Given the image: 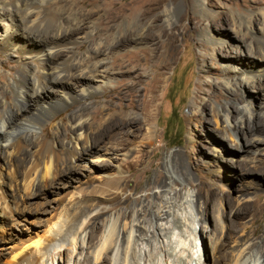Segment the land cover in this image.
<instances>
[{"label": "rangeland", "instance_id": "rangeland-1", "mask_svg": "<svg viewBox=\"0 0 264 264\" xmlns=\"http://www.w3.org/2000/svg\"><path fill=\"white\" fill-rule=\"evenodd\" d=\"M70 1L56 0L51 10L62 13L66 7L68 9ZM85 2L80 4L77 10L82 11L83 15L91 14L92 17L86 22L93 24L89 27L90 25L88 26L84 21L82 26L89 27V31L93 30L96 35L99 33L98 24L101 15L93 12L102 10L103 2L94 5L89 0ZM166 6L169 8H165ZM263 13L264 0H164L155 14L157 22L153 25L149 23L147 29L153 33L155 44L162 43L160 34L174 31L178 39V50L172 66L162 77L159 98L153 108V118L149 126H146L144 131L122 122L108 127L104 133H101V136L105 137L103 139L105 142L101 145L103 149L101 153L107 152L108 155L103 154L100 158H96L98 154L89 153L85 155V158L75 160L73 174L56 178L52 185L46 186V189L40 188V194L37 192L35 198L29 199L28 195L15 190L8 178L10 173L7 175L8 170L4 171L6 167L3 166V169H0L3 171L1 172L2 180L4 179L3 182L6 184V187L3 184V191L7 196L9 195L10 199L15 193L14 196H17L18 202L23 200L20 202L21 205L19 204L18 213L10 212V215L8 212L5 221L0 216V264H7L12 256L23 249L26 250H23L26 254L32 252L38 241L47 238L51 230H61L64 224L66 226L70 223L74 211L84 207L89 208L88 211L93 210L92 216L100 213V216L96 217L99 231L93 242L91 243L88 238L92 228L88 226L83 235L85 248L82 258L91 261L92 264L89 248L97 245L103 234L108 235L112 229L116 234L121 233L123 228L127 229L129 234L132 229L128 239L131 247H135V244L138 248L147 250L155 247L156 252L159 253L161 244L158 235L154 236L150 232L152 234L148 242L142 240L136 242L135 225L142 222L147 229L151 228V231L157 234V220L154 213L166 207L178 214L187 213L186 216H189L188 214L196 216L197 232L201 237L199 244L201 243L200 247L205 245L209 256L207 261L203 257L205 264H216V262L229 264L239 244L247 241L260 243L264 239V174L258 171L259 168L250 165V168L255 169L252 173L236 177L241 173L242 165H249L253 154L236 149L231 140L223 135L221 127L215 121V111L219 109L223 112L227 107L231 108L229 115L237 131L236 143H244L254 137V133L251 132L253 122L264 123ZM245 17L251 18L252 25L249 29L243 26V34L236 36L233 20L237 18L241 20ZM2 28L1 25L0 29ZM14 29L15 34L18 33V28L11 27V31L14 32ZM131 29L128 28V32ZM226 31L235 39V42L228 41L223 44L226 48L231 45L230 54L222 51V46L215 50L209 40L205 41V36L201 37L202 33L207 37L216 38ZM81 42L76 45L75 50L81 53L80 55H84L89 43ZM145 46L134 43L117 48L108 55L107 62L110 63L112 60L113 63L115 60L113 57L118 56L120 62L115 65V68L119 70L126 65L127 59L121 55ZM245 52L252 54L249 57L250 63L241 59L244 58ZM244 63L245 66H242ZM153 64L155 65V63H149L142 77L138 73L113 76L106 91L69 102L68 106L57 110L56 114L54 113L43 124V127H46L52 135L56 133V127H59L61 131L69 130L68 118L72 113L89 107L90 116L93 107L109 104L110 99L107 96L120 81L126 86L134 84L137 91L135 96L124 101L123 105L126 106L133 100L134 103L137 101L139 104L145 97V83L152 76ZM229 65L244 68L249 74L255 71V78L243 84L239 80L234 81L237 73L226 72V67ZM15 67L17 63L14 60L0 53V76H5L7 83H10L14 77L13 68ZM228 82L229 87L226 85ZM0 86L4 84L0 82ZM58 97H60L58 93H50L48 101H57ZM248 104H251L250 109L253 112L251 121L248 119L250 113L249 107H246ZM112 105L118 110L116 118L122 120L119 117L122 110L118 106V101H114ZM241 110L243 121L238 114ZM143 118L141 109L134 111L130 107L125 113L127 120ZM103 122L100 123L103 124ZM31 131L30 127L24 130L25 133L30 134ZM39 133L42 135L43 132L40 130ZM71 137L72 135L69 134V140ZM116 147L120 151L114 154L112 148ZM255 148L260 150L261 147L252 146L250 150ZM60 151L64 153L65 148L62 147ZM218 154H221L220 157L217 156ZM262 163H264V150L255 165L260 166ZM2 164L4 165L0 160V165ZM105 165L109 166L107 170L98 171ZM111 188L113 191L109 192ZM21 194L25 196L19 197ZM208 200L213 202L209 216L205 218L201 210L204 209ZM235 212H241L242 219H237ZM201 218L206 223H203ZM82 220L80 224L89 219ZM239 223L244 224L239 225ZM227 224H232L238 232L228 242L223 253L217 255L210 246L211 233L204 229L205 227H208V231L216 229L217 240L224 242L221 227ZM244 226L248 227L246 231H242ZM244 233L247 236L242 240ZM69 249L70 246L65 244L61 248L53 249L52 255L57 260L61 257L67 263ZM252 261L256 264H264L260 249H253L247 264Z\"/></svg>", "mask_w": 264, "mask_h": 264}, {"label": "bare ground", "instance_id": "bare-ground-1", "mask_svg": "<svg viewBox=\"0 0 264 264\" xmlns=\"http://www.w3.org/2000/svg\"><path fill=\"white\" fill-rule=\"evenodd\" d=\"M55 1L0 0V26L3 27L2 30L0 29V53L7 55L17 63V67L13 68L15 72L10 83L5 81V76H0V82L4 84V86H0V160L4 163V165H0V169H3V166L6 167L4 171L8 170L7 175L10 173L8 176L10 184L15 187V190L28 195L29 199L35 198L40 188L46 189L47 185H52L56 178L73 174L75 160L85 158V155L89 153L98 154L96 158H100L103 154L108 155L107 152L101 153L103 151L101 145L105 142H103L105 137L103 138L101 133H104L108 127L122 122L144 131L153 118V108L159 98L162 77L172 66L178 50V39L174 31L164 35L160 34L162 43L155 44L153 33L147 29L148 25L157 22L155 14L159 11L164 0H89L92 5L103 2L102 10L93 12L101 15L98 24L99 33L96 35L93 30L89 31V27L93 23L86 22L92 15L84 14V16L82 11L77 10L79 5L85 4L87 0H71L68 3V9L66 7L62 13H55L51 10ZM259 4L261 5V2ZM262 15L264 16V13ZM237 19L233 20L236 36L243 34V26L245 29H249L252 25L250 17ZM84 21L90 26H82ZM11 27L18 28V33L15 34V29L14 32L11 31ZM128 28H132L130 32H128ZM202 36H205V41L209 40V43L213 44L215 50L222 46V51L229 52V54L232 52L231 45L227 48L223 46L228 41L235 42L231 33L222 32L216 38L207 37L201 33ZM80 41L89 43L84 55H80L81 53L75 50ZM259 41L261 40L259 39ZM134 43L146 46L121 55V57L127 58L125 66L119 70L115 68V65L120 62L118 56L113 57L115 58L113 63L112 60L110 63L107 62V57L112 51ZM148 44L150 45L148 46ZM255 55L257 54L255 53ZM251 56V52H245L244 58H241L243 56L239 57L246 63H250L249 57ZM235 61L237 62V60ZM151 62L155 63V65L153 64V73L145 83L146 94L139 104L137 101L134 103L133 100L134 102L131 101L126 106L123 105L124 101L134 97L137 91L134 84L126 86L120 81L107 96L110 99L109 104L93 107L90 116L91 109L89 107L72 113L68 118L69 130L61 131L59 127H56V133L52 135L46 127H43V124L57 110L68 106L69 102L82 100L106 91L113 76L138 73L142 77ZM242 66H245V63ZM226 72L237 73V78L234 81L239 80L242 84L255 78V71L249 74L246 69L237 66L229 65L226 67ZM226 85L229 87L230 83L228 82ZM9 90L12 94L11 97ZM50 93H58L60 97L57 101H48ZM114 101H118V106L121 107L122 112L119 117L122 120L116 118L118 110L112 105ZM250 105L248 104L246 107H249L248 119L251 121L253 112ZM130 107L134 111L141 109L144 118L142 120L125 119V113ZM225 110L223 112H220L219 109L215 111V121L221 127L223 135L231 140L236 149L243 153L253 154L250 157L249 165H242L241 173L236 177L252 173L255 170L253 167L261 169L258 171H262L264 174V163L260 166L255 165L264 150V123L253 122L251 132L254 133V137L244 143H236L237 131L229 115L231 108L227 107ZM238 114L242 120V110ZM101 121H104L103 124L100 123ZM27 127L32 129L31 134L24 132ZM40 130L43 132L42 135L39 133ZM147 130H150L149 127ZM18 134H20L19 137ZM69 134L72 135L70 140ZM65 140H67L66 143ZM252 146L261 148L260 150L258 148L250 150ZM62 147L65 148L64 153L60 151ZM112 151L115 154L120 150L116 147L112 148ZM220 155L217 156L220 157ZM250 165L254 166L250 168ZM108 168L109 166L105 165L98 171ZM1 172L3 171L0 170V216L5 221L8 212L9 214L10 212L11 214L19 212V204L21 205L20 202L23 199L18 202L17 196H14L15 193L11 195L12 199L8 197L9 195L7 196L2 189L4 179L2 180ZM4 185L6 187V184ZM112 191L113 188L109 190V192ZM22 196L21 194L19 197ZM212 202L213 200H208L204 209L201 210L205 214V218L209 216ZM88 209L86 207L78 211L75 209L70 223L66 226L64 224L61 230H51L47 238L38 241L35 247L32 246L34 250L29 254L24 253L26 251L24 249V251L19 250L20 252L12 256L7 264H92L91 261L82 258L85 248L83 235L88 226L92 228L88 238L91 243L93 242L99 231L96 217L100 216V213L92 216L93 210L88 211ZM20 212L22 213V210ZM241 212L234 213L237 219H242ZM186 215L187 213L172 212L168 207L158 209L154 213L157 220V234L155 231H151V228L147 229V226H144L142 222L135 225L136 242L141 240L148 242L152 233L154 236L158 235L161 244L159 253L156 252L155 247L150 250L138 248L136 244L135 247H131L128 239H130L132 229L129 234L125 228L117 234L113 233L114 229H112V232L107 233L108 235L103 234L97 245L89 248L93 264H205L209 256L205 245L200 247L201 243L199 244L201 237L197 232V218L192 214ZM83 218L89 220L80 224ZM200 220L206 223L204 219ZM244 223H239V225ZM205 228V231L211 233L209 236L210 246L217 255L223 253L228 242L238 232V229L235 230L232 224L222 226L223 242L217 240L216 229L208 231V227ZM247 229L248 227L244 226L242 231ZM246 236L247 234L244 233L241 239L243 240ZM65 244L70 246L67 263L61 257L57 260L52 255L53 249L61 248ZM255 248L260 249V254L264 258V239L260 243L247 241L239 244L233 254L234 258L229 264H247ZM203 257L205 261H203ZM219 263L216 262V264ZM250 264L256 263L252 261Z\"/></svg>", "mask_w": 264, "mask_h": 264}, {"label": "trees", "instance_id": "trees-1", "mask_svg": "<svg viewBox=\"0 0 264 264\" xmlns=\"http://www.w3.org/2000/svg\"><path fill=\"white\" fill-rule=\"evenodd\" d=\"M179 138H181V137H179Z\"/></svg>", "mask_w": 264, "mask_h": 264}]
</instances>
